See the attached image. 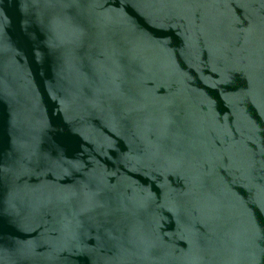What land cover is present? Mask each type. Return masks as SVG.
Returning a JSON list of instances; mask_svg holds the SVG:
<instances>
[{"label": "water", "instance_id": "obj_1", "mask_svg": "<svg viewBox=\"0 0 264 264\" xmlns=\"http://www.w3.org/2000/svg\"><path fill=\"white\" fill-rule=\"evenodd\" d=\"M0 264H264V0H0Z\"/></svg>", "mask_w": 264, "mask_h": 264}]
</instances>
